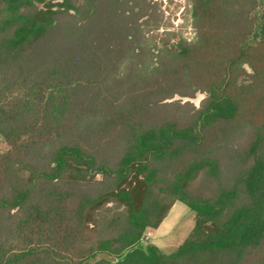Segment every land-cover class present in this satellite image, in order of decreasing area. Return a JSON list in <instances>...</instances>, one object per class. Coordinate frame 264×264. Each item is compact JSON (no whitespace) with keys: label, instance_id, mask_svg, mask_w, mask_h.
<instances>
[{"label":"trees","instance_id":"16d2710c","mask_svg":"<svg viewBox=\"0 0 264 264\" xmlns=\"http://www.w3.org/2000/svg\"><path fill=\"white\" fill-rule=\"evenodd\" d=\"M190 17L158 44L147 0H0V264H264V0Z\"/></svg>","mask_w":264,"mask_h":264},{"label":"rangeland","instance_id":"374dc122","mask_svg":"<svg viewBox=\"0 0 264 264\" xmlns=\"http://www.w3.org/2000/svg\"><path fill=\"white\" fill-rule=\"evenodd\" d=\"M156 9V19H151L147 25V35L155 43L162 40L174 42L180 38L191 39L194 29L191 26L190 0H147ZM205 98L204 93H198L195 98H183L199 107ZM182 99L175 96L173 100ZM195 223V214L185 204L176 202L167 217L157 229L148 230L149 241L163 251L171 253L191 233Z\"/></svg>","mask_w":264,"mask_h":264}]
</instances>
